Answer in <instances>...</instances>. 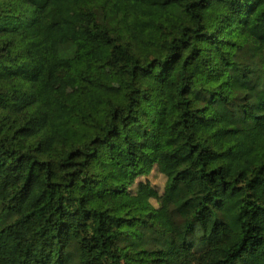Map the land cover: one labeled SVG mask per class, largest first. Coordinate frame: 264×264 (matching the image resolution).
Wrapping results in <instances>:
<instances>
[{
	"label": "trees",
	"instance_id": "1",
	"mask_svg": "<svg viewBox=\"0 0 264 264\" xmlns=\"http://www.w3.org/2000/svg\"><path fill=\"white\" fill-rule=\"evenodd\" d=\"M68 1L89 19L93 61L59 40ZM199 60L227 79L196 88ZM91 65L116 89L89 97ZM68 75L81 112L53 84ZM203 112L228 134L264 118V0H0V168L13 174L0 175V255L264 264V159L195 142L187 116ZM154 169L162 192L142 181Z\"/></svg>",
	"mask_w": 264,
	"mask_h": 264
},
{
	"label": "rangeland",
	"instance_id": "2",
	"mask_svg": "<svg viewBox=\"0 0 264 264\" xmlns=\"http://www.w3.org/2000/svg\"><path fill=\"white\" fill-rule=\"evenodd\" d=\"M61 16L67 21V25L59 32V40L62 42L74 40L79 43L81 50L90 61H93L96 56V51L93 50L86 40V29L89 28V19L77 12L71 1L66 2L60 8ZM91 73L101 79L99 87H89L86 93L89 97L96 99L101 93L116 89L115 85L109 81V73L106 69H102L91 65L89 67ZM188 76L194 83L196 88L201 86L215 87L222 81L227 79V75L219 78L207 66L205 61H198L191 66L187 71ZM54 86L59 87L65 94L67 102L78 112L82 111V103L79 98L78 87L76 81L70 75L66 77L57 76L53 81ZM192 130L195 134L194 141L201 142L205 139H210L215 146L221 151H227L232 155H239L243 158L244 163L254 165L258 160L264 159V118L261 119L256 128L238 132L236 134L227 133V123L222 121L218 115L213 112H203L198 115H188ZM0 175L13 177V174L7 172L4 168H0ZM154 186L159 192H162L165 179L157 169H154L151 174L142 179ZM140 201L139 198L127 197L125 202L128 207L136 205ZM154 205L155 202H152ZM20 245V238L17 240ZM219 256H224L218 252ZM0 261L3 264L11 263V254L7 251L2 252Z\"/></svg>",
	"mask_w": 264,
	"mask_h": 264
}]
</instances>
